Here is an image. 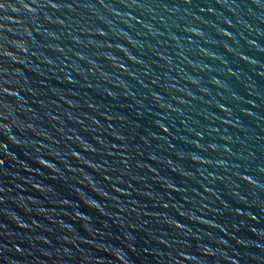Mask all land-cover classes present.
Segmentation results:
<instances>
[{
  "label": "water",
  "instance_id": "95a60500",
  "mask_svg": "<svg viewBox=\"0 0 264 264\" xmlns=\"http://www.w3.org/2000/svg\"><path fill=\"white\" fill-rule=\"evenodd\" d=\"M0 264H264V0H0Z\"/></svg>",
  "mask_w": 264,
  "mask_h": 264
}]
</instances>
